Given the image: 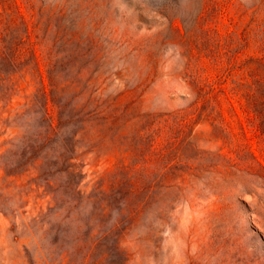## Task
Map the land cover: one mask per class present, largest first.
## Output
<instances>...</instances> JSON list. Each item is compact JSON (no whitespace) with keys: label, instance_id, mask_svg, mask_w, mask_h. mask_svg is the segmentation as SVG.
Here are the masks:
<instances>
[{"label":"rangeland","instance_id":"1","mask_svg":"<svg viewBox=\"0 0 264 264\" xmlns=\"http://www.w3.org/2000/svg\"><path fill=\"white\" fill-rule=\"evenodd\" d=\"M15 2L53 68L48 78L29 64L13 88L0 62V264H264V190L219 179L217 145L183 142L163 122L189 102L188 43L233 33L260 55L264 0ZM130 89L144 90L141 102L107 125L79 96ZM167 171L192 175L178 192L158 176ZM137 173L153 190L136 215Z\"/></svg>","mask_w":264,"mask_h":264},{"label":"trees","instance_id":"2","mask_svg":"<svg viewBox=\"0 0 264 264\" xmlns=\"http://www.w3.org/2000/svg\"><path fill=\"white\" fill-rule=\"evenodd\" d=\"M22 1L29 4L31 0ZM32 18L30 15L25 19L15 0H0L2 80L13 88L25 80L29 64L39 67L41 63L48 78L53 68L49 53L41 55L40 59L36 55L37 43L31 39L37 25L30 26ZM215 37L216 34L209 41L187 44L183 82L189 88V102L168 113L163 122L171 130L175 129L183 142L191 143L205 136L207 141L217 145L209 168L219 179L243 175L264 190V50L259 56L248 57L244 52L249 48L248 38L238 42L233 33L224 36L223 41L219 37L214 40ZM143 91L130 89L113 99L87 91L79 96L93 107L88 114L90 121L107 125L140 103ZM48 102L45 98V114L51 115ZM50 102L52 107L61 110L53 97ZM196 126L208 130L195 134ZM194 171L197 172V168ZM189 174L192 175L186 171H167L158 176L165 183V189L181 192L185 187L184 176ZM152 190L146 173L134 174L129 194L139 200L134 210L136 215L143 211ZM260 197L264 200V195Z\"/></svg>","mask_w":264,"mask_h":264}]
</instances>
